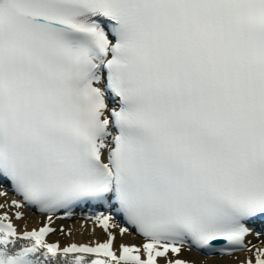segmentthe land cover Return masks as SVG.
I'll return each mask as SVG.
<instances>
[{
    "label": "snow or ice",
    "instance_id": "6c2138e0",
    "mask_svg": "<svg viewBox=\"0 0 264 264\" xmlns=\"http://www.w3.org/2000/svg\"><path fill=\"white\" fill-rule=\"evenodd\" d=\"M0 264H264V0H0Z\"/></svg>",
    "mask_w": 264,
    "mask_h": 264
},
{
    "label": "bare ground",
    "instance_id": "6f19581e",
    "mask_svg": "<svg viewBox=\"0 0 264 264\" xmlns=\"http://www.w3.org/2000/svg\"><path fill=\"white\" fill-rule=\"evenodd\" d=\"M29 221H28V226L29 228L31 227H37L39 226L38 221L40 219V217L38 215H32L29 214ZM23 223V222H21ZM63 224L65 226V228H73V236L69 239H66L64 236L60 235L59 233L54 234L52 236H50L51 240H60L62 244H66L71 242V240H75L76 242H86L87 240L92 238V234L90 231H85L83 229H81L80 224H81V220L80 219H71V220H58L56 223L57 228ZM96 236L99 238H103L102 233L99 229H97L96 232ZM125 243H139L140 240L131 236V235H127L124 237V241ZM255 242V241H253ZM193 255H195L193 253ZM240 260H244L246 258V256L248 255V253L246 252H240L237 254Z\"/></svg>",
    "mask_w": 264,
    "mask_h": 264
}]
</instances>
